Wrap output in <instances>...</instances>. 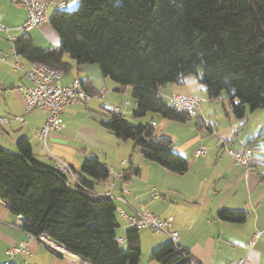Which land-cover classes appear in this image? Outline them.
Masks as SVG:
<instances>
[{
	"label": "trees",
	"instance_id": "trees-1",
	"mask_svg": "<svg viewBox=\"0 0 264 264\" xmlns=\"http://www.w3.org/2000/svg\"><path fill=\"white\" fill-rule=\"evenodd\" d=\"M49 23L60 37L58 48L36 47L23 32L12 42L15 55L63 73L73 62L78 68L98 65L102 77L130 88L134 118L155 113L184 120L187 116L158 92L189 75L205 86L210 99L225 91L237 118L244 117L246 107L264 109V0H79L71 10L54 8ZM79 82L92 96L103 93L86 78ZM153 122L151 115L134 124L108 110L100 125L130 140L144 159L184 173L188 161L173 151L168 136L156 135ZM259 138L264 143V131L246 146L257 148ZM76 175L78 183L70 182L53 165L38 161L27 139L17 141V152L0 148V199L12 216L24 218L17 220L23 231L36 237L46 234L86 264H138L140 230L128 227L127 248H121L114 240L119 227L116 204L93 192L94 181L110 178L109 167L94 156L83 161ZM247 215L239 209L217 212L219 219L234 223L244 222ZM150 259L199 264L170 240L155 247Z\"/></svg>",
	"mask_w": 264,
	"mask_h": 264
},
{
	"label": "crops",
	"instance_id": "crops-1",
	"mask_svg": "<svg viewBox=\"0 0 264 264\" xmlns=\"http://www.w3.org/2000/svg\"><path fill=\"white\" fill-rule=\"evenodd\" d=\"M62 1L61 9L66 5V1ZM50 14L48 11L47 20L28 31L36 47L60 45V37L49 23ZM25 19L26 11L20 4L0 0V23L8 28L7 33L0 32V118L8 119V122L0 123V148L17 152V141L27 139L38 161L52 166L53 158L59 157L70 164L75 173L80 171L86 158L96 156L110 168L111 174L108 180L93 182L94 192H106L108 182L113 181L112 194L124 197L128 203L127 206L115 200L119 207L128 211L129 206L135 209L145 207L161 218H171L170 230L178 234L176 245L188 250L199 264H227L239 258H245L246 264H264L263 138L256 140L257 148L252 149L253 159L248 168L235 164L220 143L222 141L229 147L239 148L248 145L263 132V123L257 129H246L248 115L253 110L246 107L244 117L237 118L230 106L228 108L221 102L222 93L210 99L205 86L193 75L184 77L179 83H168L159 88V95L167 101L172 93L197 95L202 99L197 116H187L184 120L161 117L169 121L166 122L169 123L166 124L167 130H173L168 131L173 136H168L172 140L173 151L189 158H185L188 169L184 173H173L144 159L139 150L134 151L130 140L123 141L100 125L106 112L112 110L109 106L113 110L118 107L119 113L132 115L135 103L130 88H121L111 79L102 77L96 64H85L78 68L73 62L72 68L62 74L60 83L68 85L76 77L86 78L103 93L92 96L86 103L66 105L60 116L61 128L49 132L44 145L38 133L45 121V114L40 110L25 111L16 89L27 85L28 80L23 70L12 66L16 60L24 69L30 66L27 60L15 55L12 43L25 32L20 28ZM64 58L69 60L67 56ZM108 79L112 82H107ZM18 116L23 120L19 121ZM154 126L157 129L158 125ZM201 147H206V153L196 155ZM122 160L127 163L121 164ZM121 171L123 177L113 179L112 173ZM122 180L125 181L127 193L122 192ZM143 180L159 193V197L150 203L143 200L142 192L136 188L137 182L142 183ZM223 208L246 210L247 218L242 223L223 221L217 216V212ZM17 220L9 213L6 202L0 199V264H83L78 256L52 242L46 234V240L53 243V247L36 236H30L18 226ZM256 232L260 235L252 241ZM117 236L125 238V232H117ZM162 240L152 242L150 250ZM20 242L26 244L27 255L6 254L9 247ZM50 248L61 256L54 254ZM144 263L161 264L150 258Z\"/></svg>",
	"mask_w": 264,
	"mask_h": 264
},
{
	"label": "built area",
	"instance_id": "built-area-1",
	"mask_svg": "<svg viewBox=\"0 0 264 264\" xmlns=\"http://www.w3.org/2000/svg\"><path fill=\"white\" fill-rule=\"evenodd\" d=\"M13 3L20 4L26 11V19L21 25V29L25 32L32 30L33 28L39 26L41 23L47 20V12L50 7H61L64 2L62 0H11ZM8 28L0 23V32L7 33ZM5 58L3 57L2 60ZM15 69H21L25 73L28 84L21 85L17 87V92L19 93L25 111L29 112L32 110H40L45 114V121L39 130V138L45 145L46 136L51 131H58L61 128V114L66 105L86 103L91 98L92 95L87 93L80 86L79 79L74 78L70 84L62 85L60 83L62 71L46 65L42 62H32L27 69H24L20 62L16 60L13 65ZM129 102V101H127ZM168 103L183 112L188 117L197 116L200 113V106L202 99L197 95H185L181 93H172L168 97ZM115 112H119L118 107H114ZM19 121H22L21 116L16 117ZM8 122L7 118H0V123ZM154 126L155 123L153 122ZM208 127H211L210 124H205ZM222 146L225 152L230 156L231 160L238 166L249 167L253 159V150L250 147L242 146L239 148L229 147L224 142ZM206 153V147H201L196 151V155H203ZM126 160H122L121 164H126ZM53 167L57 169L61 174L65 175L70 182L78 183L77 175L74 169L66 161L59 157L53 158ZM109 172L111 174L110 168ZM113 179H121L123 177V172L112 173ZM113 181L108 182V190L102 194L109 199L119 200L124 202L127 206L128 203L122 196H115L112 194ZM121 189L123 193H127L128 190L125 186V181L122 180ZM149 197L151 199H157L159 193L155 188H151L149 191ZM130 210L128 211L124 207H117L116 211L119 216L124 220L125 224L128 227L137 228L139 230L148 229L153 233H163L169 240L176 245L178 239V234L171 228V218H161L147 208L141 207L135 209L129 206ZM17 219L23 220L22 216H18ZM30 236H33L29 234ZM260 235L259 232H256L252 236V241L257 239ZM41 240H44L53 247V243L46 240L44 234L38 237ZM114 240L122 243L124 237H114ZM6 254L13 256L16 254L27 255L28 248L24 242H20L18 245H13L6 250ZM86 264V263H83ZM227 264H246L245 258H239L236 260H230Z\"/></svg>",
	"mask_w": 264,
	"mask_h": 264
},
{
	"label": "rangeland",
	"instance_id": "rangeland-1",
	"mask_svg": "<svg viewBox=\"0 0 264 264\" xmlns=\"http://www.w3.org/2000/svg\"><path fill=\"white\" fill-rule=\"evenodd\" d=\"M66 1V5L63 6V10H71V9H74L75 7H77L78 5V2L79 0H65ZM55 6H52L50 7V9L48 10L49 13L52 11V9H54ZM59 47V44L56 46V48ZM107 82H112V81H108ZM167 101V100H166ZM227 107L229 105L228 104V98H227V93L225 91L222 92V101ZM221 102H219V107L222 108V104ZM119 106V105H118ZM110 109L113 110V108H111V106H109ZM229 108V107H228ZM250 111V110H249ZM124 118L128 121H130L131 123H134V124H139V123H142V122H145L147 120H149L150 116L152 115L153 118H154V121H155V124L158 125L157 129H155V133L156 135H164V136H169V137H173V136H170L168 134V131H173L172 128H170V130H167L168 127L166 124H169V123H166V122H169V121H166V120H163L160 116H158V114H155V113H149V115H147L146 117L144 118H134L132 117V115L129 113V114H124L122 112ZM247 124H246V129H257L259 127L260 124H264V109L263 108H256L252 111L251 114L248 115V119H247ZM155 127V126H154ZM264 131V130H263ZM261 145V143H260ZM257 153H260V152H256ZM187 158V157H185ZM189 159V158H187ZM145 180H143L142 183L140 182H137V185H136V188L142 192L141 195H143V200L144 201H147L148 203L152 202L153 200L155 199H152L150 201V197L147 193H149V191L151 190V187L152 185H146L144 183ZM71 187H73V184L71 183L70 184ZM150 189V190H149ZM119 207L118 203L116 202V208ZM116 218H117V221L119 223V227L117 228V232L120 233H124L125 232V228L128 227L126 224L123 223L121 217L119 216V214L117 213L116 211ZM139 234H140V248H141V255H140V260L138 262V264H145L144 262H146V260H148L150 258V253L151 251L157 247L158 245H160L161 243L165 242V241H168V237H166L163 233H153L152 231L148 230V229H145V230H140L139 231ZM158 239H164L160 242V244L156 245L153 249L150 250V245L152 242L158 240ZM121 248L123 249H126L127 248V244L125 241H123L121 243ZM147 264V263H146Z\"/></svg>",
	"mask_w": 264,
	"mask_h": 264
}]
</instances>
